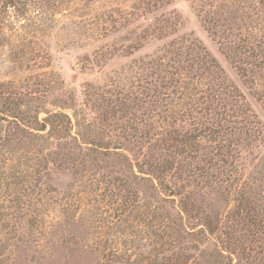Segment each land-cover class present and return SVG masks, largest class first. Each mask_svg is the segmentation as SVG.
Here are the masks:
<instances>
[{
  "label": "rangeland",
  "instance_id": "obj_1",
  "mask_svg": "<svg viewBox=\"0 0 264 264\" xmlns=\"http://www.w3.org/2000/svg\"><path fill=\"white\" fill-rule=\"evenodd\" d=\"M262 35L258 0H0L1 109L12 97L40 120L65 113L73 137L57 142L24 130L21 110L0 113V264H264V56L240 55ZM178 50H205L222 69L200 80L206 98L210 86L238 89L253 114L256 139L203 143L235 149L227 175L174 179L203 225L231 233L230 253L187 236L174 197L136 164L167 153L155 146L172 111L178 125L206 123L187 117L200 103L169 88ZM203 157L181 160L199 172Z\"/></svg>",
  "mask_w": 264,
  "mask_h": 264
},
{
  "label": "trees",
  "instance_id": "obj_2",
  "mask_svg": "<svg viewBox=\"0 0 264 264\" xmlns=\"http://www.w3.org/2000/svg\"><path fill=\"white\" fill-rule=\"evenodd\" d=\"M258 4L264 11V0H258ZM258 38L255 37L253 42H244V45L245 43L248 45H245V51H241V57L246 53L251 56L254 54L253 52L256 47L259 51L254 56H264V35H262L260 39ZM195 53L196 54H191L188 52L183 54L182 52L180 53L179 50L176 52L177 58L173 61L176 65H169V68L172 69L170 72L171 77L168 76L170 81L169 88H174L173 94L178 95V92H180L181 95H183V99L187 101L188 106L192 104L191 107H193L195 104L197 106L199 105L198 103H200L202 106L200 109L193 110L191 108L189 110L188 108L190 113H187V117L191 116V118L195 119L198 118V115L202 112L204 113L203 118L206 123L199 122L197 126L196 123H190L193 129L189 128L186 122H182L183 124L178 125L177 122L182 119L177 116L179 114H177L176 111H172L171 120L164 118L165 121H169L165 129V137H161L160 140H157L163 143V147L161 145L158 147L155 146L156 150L165 151L167 153L163 156L160 154V157L153 153L149 157L144 155L146 159L141 163L137 161L136 164L139 166L140 172L147 176H142L141 179L144 181H151L154 189L161 190L165 192L167 196L174 197L172 200L175 208L179 210L178 213H180V219L185 226L187 236L202 244H214L215 248H217V244L221 242L222 248L230 253L231 248L236 245V241L231 236V233L226 229H220L218 231V233H220L218 234L216 229H213L210 225H203L197 216H194L192 212L188 210L189 205L186 197L180 198L182 194L173 189L175 186H179L175 183L174 179H178L179 182L189 181L196 183V174L199 175V179H202V177L209 178L211 176L216 180L219 179V175H227L228 173L225 172L224 167L232 165L228 160L230 157H233L232 152L235 149L231 151L229 145L217 146L215 148L211 146L206 147L203 146V143L230 142L231 144L232 140L230 141V139L236 138L237 140H235L237 143L232 142V145L234 143V146H238L243 140L242 136L244 135L246 136L245 140L248 138L251 139L252 137L256 139L257 137L250 133V131L254 129V127L250 128V126H252V121L249 120L250 117H253V114L249 107L243 105L241 101L243 95L238 89H234L233 92L230 91L228 93L220 88V91H218L219 93L215 94V92H211L215 89L210 86L211 89L207 88L206 92L208 97H205V94L198 88L200 80L204 79L206 75H209L211 82L219 81V79H221L220 71H222V69L215 59L209 57L208 53L205 52L203 55L199 52ZM183 57H185V64L189 62L188 66L182 65ZM228 57L233 63L238 64L237 60L239 57L237 55L231 56L229 54ZM261 62L263 63L264 61L262 60ZM240 70L244 71V67L241 66ZM163 72L168 74L169 71L163 70ZM155 74L157 77L160 76L158 72ZM159 79V82L158 80L153 81L154 87L156 86V91L159 87L157 84L161 86L163 83V81H161L162 79ZM176 89L180 90L176 93ZM12 99V97L5 99L3 109L0 107V113L5 114L10 112L15 119H18L19 114L17 111L19 112L21 110L24 114L25 111H22L24 106L17 104L16 106L12 105ZM7 106L8 108H5ZM193 111H195L197 115H193ZM38 114L39 113H36L32 116L25 113L24 118L20 120V125L24 130L32 131V133H41L48 130L47 136L57 142L73 139L72 121L69 115L61 112L48 113L46 117L40 120ZM155 135H157V133ZM210 148L212 151L207 152L206 150ZM200 152L204 156L202 161L206 162L207 168L197 169L199 170L198 172L191 170L187 165L183 164L181 160L182 156ZM224 152H226V154ZM212 170L213 173H211ZM221 181L222 180H220V182ZM178 198L180 199L177 200ZM175 203L177 204L175 205ZM218 255L224 259L226 258L222 250L218 252Z\"/></svg>",
  "mask_w": 264,
  "mask_h": 264
}]
</instances>
